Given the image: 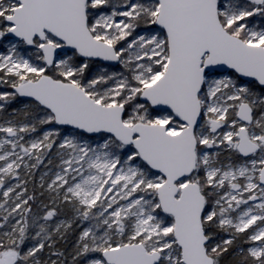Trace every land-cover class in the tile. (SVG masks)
I'll use <instances>...</instances> for the list:
<instances>
[{"label":"snow or ice","instance_id":"obj_1","mask_svg":"<svg viewBox=\"0 0 264 264\" xmlns=\"http://www.w3.org/2000/svg\"><path fill=\"white\" fill-rule=\"evenodd\" d=\"M0 264H264V0H0Z\"/></svg>","mask_w":264,"mask_h":264},{"label":"rangeland","instance_id":"obj_2","mask_svg":"<svg viewBox=\"0 0 264 264\" xmlns=\"http://www.w3.org/2000/svg\"><path fill=\"white\" fill-rule=\"evenodd\" d=\"M43 171H44V168H43V166H42L41 169H40V171L36 173V180H37V181H38V179H39V175H40V173L43 172Z\"/></svg>","mask_w":264,"mask_h":264},{"label":"trees","instance_id":"obj_3","mask_svg":"<svg viewBox=\"0 0 264 264\" xmlns=\"http://www.w3.org/2000/svg\"><path fill=\"white\" fill-rule=\"evenodd\" d=\"M29 191L30 192L32 191V184L31 183L29 184ZM70 240H71V238H70Z\"/></svg>","mask_w":264,"mask_h":264}]
</instances>
